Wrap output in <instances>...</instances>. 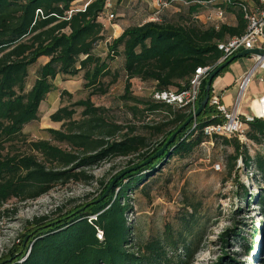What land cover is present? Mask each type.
Segmentation results:
<instances>
[{
  "label": "trees",
  "instance_id": "obj_1",
  "mask_svg": "<svg viewBox=\"0 0 264 264\" xmlns=\"http://www.w3.org/2000/svg\"><path fill=\"white\" fill-rule=\"evenodd\" d=\"M81 1L85 8H74ZM170 1V0H163ZM208 2L211 0H188ZM106 0H0V209L11 200L22 204L48 194L54 188L69 184L100 185L98 195L79 213L83 205L64 212L56 207L54 219L34 218L26 224V235L5 256L1 264H190V246L184 242L180 254L177 242L154 241L144 246L134 241L133 227L127 222L131 214L129 195L152 176L159 174L172 157L184 160L208 138L205 126L221 123L218 113L208 104L200 115L176 134L159 158L118 179L113 189L98 204L92 203L106 191L110 179L125 169L136 167L156 154L171 135L194 113L204 98L207 77L202 81L194 111L164 103L145 101L144 111L153 119L145 125L149 138L132 136L125 125L109 122L103 108L94 107L89 98L74 103L82 107L81 118L75 111L60 108L50 115L60 130H47L50 140L26 143L23 127L38 121V109L53 89L58 76L74 77L82 73L88 96H102L108 86L104 79L109 69L106 60L94 54L95 47L105 39L103 17ZM82 4V5H83ZM84 6V5H83ZM185 24L148 21L126 27L121 35L107 43V60L123 58L124 95H129L130 81L154 83L155 91L180 93L198 67L214 66L222 54L217 43L241 36L245 30L242 16L237 14L234 27H204L190 16L198 5L188 8ZM40 59L45 62L35 72V81L26 90L28 71ZM216 68V67H215ZM214 68V69H215ZM223 71V70H222ZM221 71V72H222ZM218 76V75H217ZM216 78V77H215ZM64 91L61 96L66 95ZM127 99V98H126ZM142 104V101L137 102ZM134 111L135 109H130ZM195 124V130L192 126ZM132 129H129L131 131ZM158 139L152 142L153 139ZM232 153L227 157L228 175L238 178L236 162L256 180V194L247 201L246 191L240 198L253 204L260 216L258 235L262 244L256 253V264H264V120L254 118L246 125L245 139L260 151L250 157L247 143L237 138H214ZM158 141V142H157ZM155 147L151 150V146ZM18 144L27 147L19 152ZM58 145H65L62 149ZM136 157V162L113 175L108 182L95 179L91 170L107 161ZM237 182V181H236ZM90 196V195H87ZM244 211V210H243ZM5 209L0 211V219ZM95 217V220H90ZM90 220V222H89ZM54 223L53 226H49ZM102 233L98 240L96 232ZM28 241L24 244V238ZM235 239L238 233L226 231L224 238ZM183 241V240H182ZM175 247L173 255L169 248ZM247 254L250 249L246 248ZM254 262V260L252 261ZM215 264H233L222 252ZM236 264V263H235Z\"/></svg>",
  "mask_w": 264,
  "mask_h": 264
},
{
  "label": "rangeland",
  "instance_id": "obj_2",
  "mask_svg": "<svg viewBox=\"0 0 264 264\" xmlns=\"http://www.w3.org/2000/svg\"><path fill=\"white\" fill-rule=\"evenodd\" d=\"M183 1L189 2L179 0L157 15L153 0H111L108 12L114 17L111 24L127 20L128 27L152 21L151 19L156 17L159 22L185 24L189 18L188 8L191 4ZM75 5L83 8L85 4L77 2ZM197 14L200 17L210 15L207 10H200ZM197 14L190 16L192 21H198ZM211 17L213 18V15ZM106 51L107 47L105 51L103 47H95L94 54L108 63L110 74L104 79L105 85L108 86L107 93L89 97V91L84 88L82 73L74 77H56L53 89L39 106L38 121L23 127L22 133L26 143L50 140L56 145L51 141L47 130H60L61 125L51 122L50 115L60 108H66L74 110V119L79 120L83 108L75 107L74 103L88 98L94 107L105 110L104 117L107 121L125 125L127 133L132 136L149 138V132L144 127L158 118L146 115L144 103L152 99L154 83L133 79L130 81L129 95H124L123 58L117 56L107 60ZM44 62V59H40L35 66L29 68L26 90L33 85L35 72ZM62 91L67 94L61 96ZM140 101L142 104H137ZM131 108L135 110L132 111ZM158 139L154 138L152 142ZM246 143L249 156L254 157L260 148L247 141ZM57 146L67 148L65 145ZM16 147L19 152L27 151L26 144H18ZM154 147L155 143L149 151ZM231 153L232 150L223 146L220 140L207 139L186 159H169L158 175H153L150 181H144L146 186L143 190L141 184L132 191L129 195L132 211L127 216V222L130 221L133 227L135 243L144 246L158 240L163 245L169 241H178V249L172 246L168 252L173 255L170 253L176 249L175 254L178 255L182 252L185 242L190 246L192 253L190 264H215L222 252H225L233 264H256L254 258L258 257L256 253L262 244L261 236L258 235L260 216L256 206L245 205L240 198L243 191H246L247 201L252 203L250 199L257 192V182L250 175L251 168L244 170L240 160L236 162L238 178L228 175L226 162ZM136 157L107 161L93 168L91 173L95 179L106 183L113 175L127 168L128 163L136 162ZM114 178L110 179V182ZM100 189L97 183L91 186L76 183L65 187L58 186L48 194L22 204L16 203L15 200L9 201L0 209H5L0 219V264L14 246H19V240L26 235L27 222L42 216L54 219L57 216L53 215L54 209L62 205H65L64 212L78 205H83L81 208H84L98 195ZM226 231L230 234L237 232L238 236L235 239H232V236L224 238L227 244H223L221 237ZM24 240L25 244L28 237ZM246 248L250 249V253L247 254Z\"/></svg>",
  "mask_w": 264,
  "mask_h": 264
},
{
  "label": "built area",
  "instance_id": "obj_3",
  "mask_svg": "<svg viewBox=\"0 0 264 264\" xmlns=\"http://www.w3.org/2000/svg\"><path fill=\"white\" fill-rule=\"evenodd\" d=\"M91 1V0H90ZM179 0H170L163 2L161 0H153L155 7V14L159 15V12L173 3H176ZM186 4H195L199 6L211 5V3H218L221 5H235L232 0H211L208 2L192 1L185 2ZM87 3L84 5L83 8ZM238 9L242 13V18L245 21V31L241 36L231 37L225 41L217 43V50L221 52L222 56L217 61L214 66L198 67L194 71L193 76L189 81V86L186 90L175 93L173 91H154L152 95V100L157 103H164L167 105L174 106L176 108H189L191 111H194L196 99L198 97L200 86L202 81L209 75L215 67L225 62L228 58L235 55L236 53L243 50H253L257 49L258 45L264 44V0H258V6L253 9H249L247 6L241 3L236 4ZM111 8L109 0H106L103 8V16L107 21L113 19V14L109 13L108 10ZM223 9L216 8L213 16L215 20L214 29L219 28L218 22L223 18ZM211 17H208L207 20H210ZM154 22H159V18L156 17L151 19ZM104 26V25H103ZM264 50V48H262ZM257 69L264 70V58L256 57L255 66L252 68L250 73L243 78L239 85V97L234 104V109L231 111L226 110L218 100L217 97H210L208 105L211 106L218 113V116L221 118V123L212 124L205 126L202 130L203 136L208 139L212 138H237L240 143H246L245 139V127L248 123H251L254 118L264 120V111L261 114L254 113L253 115H242L238 112V107L241 101V97L244 93L245 87ZM260 103L264 108V97L260 99ZM196 126L193 124L192 130H195ZM90 220H95V217H91ZM89 220V222H90ZM130 222V221H129ZM96 237L98 240L102 239V233L97 230Z\"/></svg>",
  "mask_w": 264,
  "mask_h": 264
},
{
  "label": "crops",
  "instance_id": "obj_4",
  "mask_svg": "<svg viewBox=\"0 0 264 264\" xmlns=\"http://www.w3.org/2000/svg\"><path fill=\"white\" fill-rule=\"evenodd\" d=\"M144 1H148V0H144ZM232 1L236 4L237 3L244 4L249 9H253L258 6V0H232ZM77 2H81V1H77ZM77 2L74 3V8H79L78 6L75 5ZM109 2L111 3V0H109ZM163 2H167V1H163ZM236 4L235 5H224V4L221 5L218 3H211V5L198 7V10L194 14H197L198 11L200 10H207V12L210 15L206 17L204 16L200 17L197 14L196 18L198 19V22L204 27H213L216 22L215 20H213L211 16L212 15L214 16V12L216 8H221L223 9L224 14H223V18L218 22L219 27L221 25L234 27L236 26V23H237L236 15L239 14L242 16L241 11L238 9ZM189 7H192V5H190ZM153 8L155 10V7ZM208 17H211V19L207 20ZM99 22H101L105 26L104 27L105 39L97 47L98 48L103 47L105 51V47H107V43L119 37L122 31L126 27H128V21L119 20L111 24V21H107V19L103 16L99 20ZM137 25L139 24H136L135 26ZM262 48H264V44L257 46V49H262ZM255 63H256L255 56H247V57L234 60L222 72H220L218 76H216V78L213 79L211 83L210 97L211 96L217 97L218 100L220 101V104L226 110L228 111L233 110L234 104L239 97V85L241 81L243 80V78L250 73L252 68L255 66ZM261 97H264V70L257 69V71L253 73V75L251 76V78L249 79L245 87L244 93L241 97V101L238 107V112L242 115H247V116L253 115L255 113L253 108L257 104L258 99ZM245 132H246V129H245Z\"/></svg>",
  "mask_w": 264,
  "mask_h": 264
},
{
  "label": "water",
  "instance_id": "obj_5",
  "mask_svg": "<svg viewBox=\"0 0 264 264\" xmlns=\"http://www.w3.org/2000/svg\"><path fill=\"white\" fill-rule=\"evenodd\" d=\"M247 56H255V57H260V58H264V50L262 49H253V50H243L240 51L238 53H236L235 55L231 56L230 58H228L225 62L221 63L220 65H218L213 71H211L209 73V75L207 76V80L205 83V92L208 93L211 89V83L213 81V79L222 71L224 70L229 64H231L234 60L239 59V58H243V57H247ZM209 95H207L204 100L199 104V106L197 107V109L194 111V113L192 114V116H190L178 129L177 131L171 135L169 137V139L166 141V143L163 145V147L152 157H150L147 161H145L144 163H142L139 166L136 167H132L130 169H127L125 171H123L122 173H120L118 176H116L108 185L106 191L103 193V195L101 197H99L98 199H96L93 203L94 204H98L99 202H101L108 194V192L112 189V187L114 186L115 182L120 179L122 176H124L125 174H128L130 172H134L136 171L139 167H141L142 165H146L148 163H150L151 161L159 158L161 155H163L164 150L166 149V147L171 144L176 136V134L180 133L181 130L183 128H185L190 122H193L199 115L200 113L205 109L206 105L208 104L209 101ZM262 98V97H261ZM258 99V101L260 102V99ZM88 206L85 205L84 208H86ZM84 208L78 209L76 211V213H79L81 211L84 210ZM54 223H51L49 226H53ZM25 241V240H24Z\"/></svg>",
  "mask_w": 264,
  "mask_h": 264
},
{
  "label": "bare ground",
  "instance_id": "obj_6",
  "mask_svg": "<svg viewBox=\"0 0 264 264\" xmlns=\"http://www.w3.org/2000/svg\"><path fill=\"white\" fill-rule=\"evenodd\" d=\"M253 110L255 111V113L261 114L262 111H264V108L262 106V103H260L259 101H257V104L255 105V107L253 108Z\"/></svg>",
  "mask_w": 264,
  "mask_h": 264
}]
</instances>
